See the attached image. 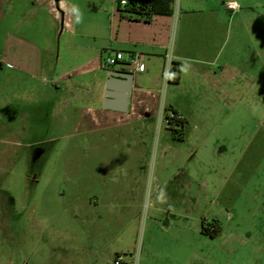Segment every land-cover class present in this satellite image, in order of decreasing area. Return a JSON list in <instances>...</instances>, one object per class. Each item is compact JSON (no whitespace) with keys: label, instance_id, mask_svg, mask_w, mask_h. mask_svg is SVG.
<instances>
[{"label":"rangeland","instance_id":"obj_1","mask_svg":"<svg viewBox=\"0 0 264 264\" xmlns=\"http://www.w3.org/2000/svg\"><path fill=\"white\" fill-rule=\"evenodd\" d=\"M45 97L0 111L13 126L0 121V264H264V97L240 96L219 114L164 79L157 116L128 157L113 136L127 129L89 146L80 113ZM172 100L187 110L184 143L160 117ZM220 141L228 150L215 156Z\"/></svg>","mask_w":264,"mask_h":264},{"label":"crops","instance_id":"obj_2","mask_svg":"<svg viewBox=\"0 0 264 264\" xmlns=\"http://www.w3.org/2000/svg\"><path fill=\"white\" fill-rule=\"evenodd\" d=\"M230 1L240 8L228 9ZM172 9L171 15L144 22L122 15L115 0H0V111L9 112L7 105L18 98L38 104L32 98L46 99L45 92L52 91L58 106L80 113L75 128L87 126L80 132L86 131L89 146L107 132L127 129L128 138L119 132L113 136L126 145L128 157L137 153L143 129L157 116L169 51L180 67L179 83L171 84L176 92L200 98L216 113H232L240 96L264 97V0H178ZM118 52L122 60L104 68L103 59ZM138 56L143 72L131 64ZM111 72L132 75L126 100L105 101ZM112 81L117 89L113 93L119 94L122 81ZM178 104L172 100L168 106L185 113ZM9 118L0 116L6 132L13 127ZM184 119L186 129L190 123ZM209 125L203 122L201 128ZM186 138L184 130L181 143ZM200 141L205 146L211 142L207 137ZM222 142L216 143L215 156L228 150L229 143ZM3 152L12 157L10 149ZM138 152L140 159L145 156ZM130 168L140 170L142 165ZM136 187L140 190L143 184ZM214 222L217 237L222 222L219 217Z\"/></svg>","mask_w":264,"mask_h":264},{"label":"trees","instance_id":"obj_3","mask_svg":"<svg viewBox=\"0 0 264 264\" xmlns=\"http://www.w3.org/2000/svg\"><path fill=\"white\" fill-rule=\"evenodd\" d=\"M175 3V0H147L145 3H137L135 0L134 2H131L126 8L122 9L118 7L119 12L122 15L127 16L129 19H132V17H135L136 21H144L149 22L151 17L154 15H171L172 14V5ZM180 81V67L178 64H173L172 72L169 78V83L171 84H178ZM173 111L171 108H166L165 112ZM175 121L176 126L179 127V129H173L174 123H170L169 130L172 132L173 137L176 140L182 141L184 137V130L187 125V121L181 116L179 117V114L175 111ZM213 226L214 235L218 233L216 230V224L215 222L211 224ZM210 230L208 228H204L202 225V233L206 235L209 234Z\"/></svg>","mask_w":264,"mask_h":264},{"label":"built area","instance_id":"obj_4","mask_svg":"<svg viewBox=\"0 0 264 264\" xmlns=\"http://www.w3.org/2000/svg\"><path fill=\"white\" fill-rule=\"evenodd\" d=\"M115 2L117 3L118 7L124 9L126 8L131 2H134V0H115ZM227 8L230 10H237L240 8V5L238 2L236 1H230L227 3ZM123 58V54L121 52L116 53L113 56H108L106 58L103 59L102 61V66L104 68H109L111 66H114L117 62H119L120 60H122ZM164 78L165 80L168 82L171 72H172V68H173V57H172V52L169 51L166 55H165V59H164ZM131 64L134 66V70L139 71V72H143L145 70V66L144 63L142 61V59L138 56L135 58L131 59ZM179 117L181 118V115L179 114ZM161 118H163L165 120V122L167 123V125L169 126L170 123H174L173 127L176 129H179L178 126H176V121H175V115L173 111H169V112H163V114H161ZM173 128V129H174Z\"/></svg>","mask_w":264,"mask_h":264},{"label":"water","instance_id":"obj_5","mask_svg":"<svg viewBox=\"0 0 264 264\" xmlns=\"http://www.w3.org/2000/svg\"><path fill=\"white\" fill-rule=\"evenodd\" d=\"M131 77L132 75L129 73L111 72L109 74V80L107 81V84H106L105 101H108L113 98H119V99L126 100L128 92H129L130 84H131ZM112 80L122 81L121 85L123 86V88L119 90L118 92L119 94L113 93V92L116 93L117 89H115L113 85L114 81ZM104 108H107V107H104Z\"/></svg>","mask_w":264,"mask_h":264},{"label":"flooded vegetation","instance_id":"obj_6","mask_svg":"<svg viewBox=\"0 0 264 264\" xmlns=\"http://www.w3.org/2000/svg\"><path fill=\"white\" fill-rule=\"evenodd\" d=\"M174 129H176V128H174ZM216 230L218 231V226H216Z\"/></svg>","mask_w":264,"mask_h":264}]
</instances>
